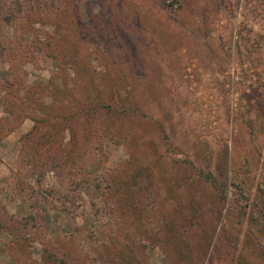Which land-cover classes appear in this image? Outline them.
<instances>
[{
	"label": "rangeland",
	"instance_id": "rangeland-1",
	"mask_svg": "<svg viewBox=\"0 0 264 264\" xmlns=\"http://www.w3.org/2000/svg\"><path fill=\"white\" fill-rule=\"evenodd\" d=\"M0 264H264V0H0Z\"/></svg>",
	"mask_w": 264,
	"mask_h": 264
}]
</instances>
